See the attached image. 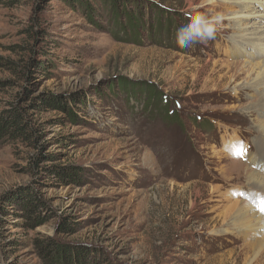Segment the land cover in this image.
<instances>
[{
	"label": "rangeland",
	"instance_id": "rangeland-1",
	"mask_svg": "<svg viewBox=\"0 0 264 264\" xmlns=\"http://www.w3.org/2000/svg\"><path fill=\"white\" fill-rule=\"evenodd\" d=\"M253 1L238 27L232 0H0V118L27 125L0 140V264H253Z\"/></svg>",
	"mask_w": 264,
	"mask_h": 264
},
{
	"label": "bare ground",
	"instance_id": "bare-ground-1",
	"mask_svg": "<svg viewBox=\"0 0 264 264\" xmlns=\"http://www.w3.org/2000/svg\"><path fill=\"white\" fill-rule=\"evenodd\" d=\"M232 1L234 4L233 6L237 7V5H240L239 12L233 14L232 21L238 27L243 26L242 24L243 21H248L252 16L256 14L253 11L248 10L249 6L253 2L255 3V1L253 0H232ZM252 32L254 34L252 33L253 35L251 34L252 35L251 37L254 38V41L251 44V46H253L254 50L256 51V54L264 56V34H256V31L255 32L252 31ZM242 40H244V38H242ZM256 67H257V71H255V77H253L254 79L252 80V83H250L248 88H246L245 86L246 88L245 91L248 94L250 92H257L260 91L261 89H264V62L258 63L255 66L252 65L251 66L252 71ZM263 110H264V95L259 100L258 105L253 107L249 113L252 114L253 112H260ZM260 131L262 134V139L264 140V126L261 127ZM262 145H264V141ZM261 156H262V161H264V149L261 150ZM260 167H261L260 170L264 172V162L261 164ZM239 172H241V170H239ZM247 173L248 174H246V178L248 181H251L254 187L264 188V178H262V175H260L257 171L256 172L252 171ZM254 187L252 188L259 189ZM238 204H237L238 207L232 208L230 219L236 220L241 227H245L244 229H241L239 234L241 235L243 234V237H250V235L263 236V239L261 241L255 242L254 245H252L251 249L246 252L247 254H251L250 255L251 257L247 259H250L249 261H251L253 264L254 263L264 264V214L261 212L263 209H261L260 212L252 213L251 205L250 206L244 205L240 207V203Z\"/></svg>",
	"mask_w": 264,
	"mask_h": 264
},
{
	"label": "trees",
	"instance_id": "trees-1",
	"mask_svg": "<svg viewBox=\"0 0 264 264\" xmlns=\"http://www.w3.org/2000/svg\"><path fill=\"white\" fill-rule=\"evenodd\" d=\"M43 103L47 106H51L52 104L48 100H45ZM6 113H7L6 119L0 118V140L4 138H16L17 139L23 136L24 134H26L27 125L23 121L22 116L18 114L14 109ZM73 172H76V170H73ZM58 176L59 178H61L63 175L58 174ZM26 211L28 212L29 216H31L30 213L33 214L36 211V208L30 209L28 207ZM43 251H44L43 254L47 258L46 264H54L55 258L52 257V254L55 251L54 247L52 248V245H48L46 248H43ZM56 253L57 252H55V254ZM61 263H63V261ZM69 264H72V263L69 262Z\"/></svg>",
	"mask_w": 264,
	"mask_h": 264
}]
</instances>
